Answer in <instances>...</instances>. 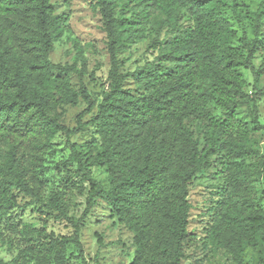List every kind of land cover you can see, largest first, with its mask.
Listing matches in <instances>:
<instances>
[{
  "label": "trees",
  "instance_id": "trees-1",
  "mask_svg": "<svg viewBox=\"0 0 264 264\" xmlns=\"http://www.w3.org/2000/svg\"><path fill=\"white\" fill-rule=\"evenodd\" d=\"M239 3L94 0L110 64L106 86L96 101L82 76L77 90L70 88L74 65L49 59L67 16L56 13L51 0H0V150L7 147L0 161V219L17 206L13 189L42 201L38 192L42 156L49 151L48 139L62 133L69 148L62 163L68 168L58 171L57 177L73 185L77 175L89 183L80 219L101 200L132 233L135 252L129 264H181L186 258L189 185L214 161L223 163L228 183L241 186L242 192L223 201L219 226L211 231L213 239L234 256L245 245L264 243V209L243 192L249 190L255 174L264 184V154L253 148L256 140L249 137L247 124L237 114L247 102L250 123L264 131L256 107L264 86H257L260 75L252 63L264 41L260 31L264 0H258L250 15L253 38L242 35L235 44L237 32L225 8L237 9ZM147 30L153 33L152 47L160 52L134 71L121 73L118 54ZM241 68L254 77L250 94L244 91ZM128 78L138 84L134 91L125 88ZM80 98L86 107L76 115V126L61 123L56 107L77 105ZM93 107L94 113L84 121L85 112ZM189 118L199 119L205 128L197 129L204 137L201 148L186 122ZM88 125L96 128L100 141L95 154L70 141ZM253 156H259L255 170L245 162ZM96 165L105 166L107 185L88 171ZM69 192V188L54 190L43 204L69 219L72 233L31 239L15 260L27 255L36 264H66L68 246L82 252L80 221L67 215ZM0 264L8 263L0 258Z\"/></svg>",
  "mask_w": 264,
  "mask_h": 264
},
{
  "label": "rangeland",
  "instance_id": "rangeland-1",
  "mask_svg": "<svg viewBox=\"0 0 264 264\" xmlns=\"http://www.w3.org/2000/svg\"><path fill=\"white\" fill-rule=\"evenodd\" d=\"M51 2L55 12L65 14L67 20L63 23L62 35L53 41L49 59L54 63L74 65L76 71L70 74V88L77 90L80 76H82L81 81L86 90L93 99L99 101L102 90L106 86L110 64L106 37L101 28L100 13L92 6L94 0H51ZM257 4L258 0H240L237 9L225 8V15L237 32L235 44L239 43L242 35L249 40L253 38L250 15L255 11ZM183 22L189 21L184 19ZM260 31L264 38V17L260 20ZM163 35L162 31L160 38ZM152 36L153 33L147 30L144 37L129 43L128 47L118 54L121 73L134 71L145 62L152 61L160 52V48L152 47ZM252 63L260 75L257 86L262 87L264 86V41L258 46ZM241 72L246 81L244 91L250 94L252 85L255 84L252 72L246 68H241ZM137 87L138 84L133 79H126L125 88L134 91ZM85 107L86 103L80 98L77 105H58L55 112L59 115L61 123L74 127L76 115ZM256 107L257 120L263 124L264 96L257 101ZM94 111L95 107L85 112L83 120L89 119ZM216 111L220 112V109ZM237 114L247 124L249 137L256 140L253 148L259 150L260 154H264V131L254 129L250 123V105L247 102L242 103L237 109ZM186 122L201 148L204 137L203 134L197 133L198 127L202 125L201 121L189 118ZM201 128L205 130L204 127L201 126ZM70 141L92 154L100 150L99 137L93 125H88L72 135ZM48 142L50 143L49 151L42 156L44 173L38 178L40 181L38 192L42 201L38 197L25 195L16 189L12 190L17 206L0 219V258L8 264H36L27 255H23L20 260H15L20 251L25 249L29 240L43 234L61 237L72 233V222L58 217L56 212L44 207L43 204L54 190L65 191L69 188L67 215L73 221H80L82 252L68 246L66 264H129L135 252L132 233L122 222H119L118 218L112 214L110 207L101 200L96 201L86 218L80 219L85 208L89 183L77 175L72 179L73 185L59 179L58 171L64 172L63 170L68 168L62 163L69 154L66 137L62 133H56L48 139ZM6 148V145H3L0 150V161L4 159ZM258 159L259 156L247 157L245 162L250 169L255 170ZM70 167L74 169L75 165ZM88 171L94 178L107 185L105 166L96 165ZM241 192V186L228 183L223 163L219 161H214L209 170L195 175L188 191L191 208L187 228L190 240L185 248L186 258L181 264H264V243L260 242L254 247L245 245L240 254L234 256L226 248L220 247L211 234L213 227L219 226L223 201L228 195L241 194ZM243 192L250 193L255 204L264 209V184L259 174L252 176L251 187Z\"/></svg>",
  "mask_w": 264,
  "mask_h": 264
}]
</instances>
